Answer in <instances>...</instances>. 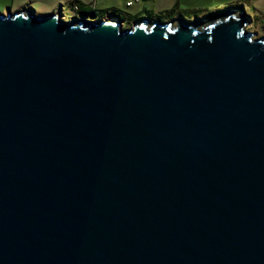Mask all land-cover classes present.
Returning a JSON list of instances; mask_svg holds the SVG:
<instances>
[{
	"label": "water",
	"instance_id": "1",
	"mask_svg": "<svg viewBox=\"0 0 264 264\" xmlns=\"http://www.w3.org/2000/svg\"><path fill=\"white\" fill-rule=\"evenodd\" d=\"M249 24L0 12V264H264Z\"/></svg>",
	"mask_w": 264,
	"mask_h": 264
},
{
	"label": "rangeland",
	"instance_id": "2",
	"mask_svg": "<svg viewBox=\"0 0 264 264\" xmlns=\"http://www.w3.org/2000/svg\"><path fill=\"white\" fill-rule=\"evenodd\" d=\"M73 0H0V12L7 14L18 11H30L37 15L60 14L61 18L69 23L77 18L97 21L102 18L89 15H80ZM133 1L128 7L127 2ZM82 0L91 10H98L105 18L113 16L114 12L129 15L132 18L121 20L124 29L132 27L136 21L148 18L151 22L163 23L184 18L187 21H208L228 11H239L245 14L251 23L246 30L254 35V39L264 38V0ZM164 10V12H162ZM117 13V15H119ZM118 18V17H117Z\"/></svg>",
	"mask_w": 264,
	"mask_h": 264
},
{
	"label": "trees",
	"instance_id": "3",
	"mask_svg": "<svg viewBox=\"0 0 264 264\" xmlns=\"http://www.w3.org/2000/svg\"><path fill=\"white\" fill-rule=\"evenodd\" d=\"M71 6L72 7H75L77 6L78 7V13H80V15H83L85 17H89V15H93L94 17H99V18H104L105 15L103 13H99L98 10H91L89 7H87L86 4H83L80 2V0H73L71 2ZM118 12H114L112 15L115 16V17H118L120 16L123 20H125L126 18H132L131 16L129 15H123L122 13H118L119 15H117Z\"/></svg>",
	"mask_w": 264,
	"mask_h": 264
},
{
	"label": "built area",
	"instance_id": "4",
	"mask_svg": "<svg viewBox=\"0 0 264 264\" xmlns=\"http://www.w3.org/2000/svg\"><path fill=\"white\" fill-rule=\"evenodd\" d=\"M139 0H137L136 2H138ZM133 5V1H128L127 2V6H132ZM75 9L78 10V7L75 6Z\"/></svg>",
	"mask_w": 264,
	"mask_h": 264
},
{
	"label": "crops",
	"instance_id": "5",
	"mask_svg": "<svg viewBox=\"0 0 264 264\" xmlns=\"http://www.w3.org/2000/svg\"><path fill=\"white\" fill-rule=\"evenodd\" d=\"M178 1H179V0H177V2H178ZM80 2L83 3L82 0H80ZM138 3H140V2L138 1ZM84 4H86V3H84ZM132 6H133V5H132ZM128 7H131V6H128ZM162 12H164V10H163Z\"/></svg>",
	"mask_w": 264,
	"mask_h": 264
},
{
	"label": "flooded vegetation",
	"instance_id": "6",
	"mask_svg": "<svg viewBox=\"0 0 264 264\" xmlns=\"http://www.w3.org/2000/svg\"><path fill=\"white\" fill-rule=\"evenodd\" d=\"M118 18L123 21V19L120 16H118ZM250 23H251V21H250Z\"/></svg>",
	"mask_w": 264,
	"mask_h": 264
},
{
	"label": "bare ground",
	"instance_id": "7",
	"mask_svg": "<svg viewBox=\"0 0 264 264\" xmlns=\"http://www.w3.org/2000/svg\"><path fill=\"white\" fill-rule=\"evenodd\" d=\"M238 14L240 13L239 11H236Z\"/></svg>",
	"mask_w": 264,
	"mask_h": 264
}]
</instances>
